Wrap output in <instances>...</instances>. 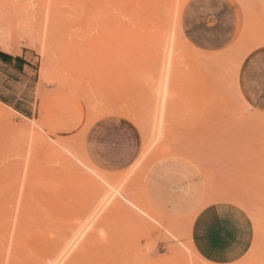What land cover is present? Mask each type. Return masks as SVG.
Wrapping results in <instances>:
<instances>
[{
    "label": "rangeland",
    "instance_id": "obj_1",
    "mask_svg": "<svg viewBox=\"0 0 264 264\" xmlns=\"http://www.w3.org/2000/svg\"><path fill=\"white\" fill-rule=\"evenodd\" d=\"M69 1L0 0V26L8 29L17 50L12 54L18 56L13 66L0 64V264H43V254L52 251L56 257L60 243L89 222L86 216L96 203L86 201L99 199L98 187L61 163L53 142L43 140L46 134L88 156L110 178L125 177L126 194L142 199L157 220L111 206L67 264H184L181 244L194 248L200 264H264V115L234 102V57L183 47L182 54L219 59L207 66L181 64L159 144L174 153L153 154L157 158L139 174L142 163L133 164L151 136L156 87L155 56L146 35L165 23L167 0L113 17L101 14L111 3L107 0H74L76 8ZM248 1L250 17L257 19L264 2ZM256 23L248 25L233 52L264 35ZM164 158L188 160L198 168L204 192L189 181L179 190L192 214L174 215L167 202L160 201L166 205L160 203V210L146 199V173ZM167 186L175 189L172 182ZM170 223L183 233L179 240L163 228ZM250 252L255 256L247 262ZM52 253L45 257L53 259Z\"/></svg>",
    "mask_w": 264,
    "mask_h": 264
},
{
    "label": "bare ground",
    "instance_id": "obj_2",
    "mask_svg": "<svg viewBox=\"0 0 264 264\" xmlns=\"http://www.w3.org/2000/svg\"><path fill=\"white\" fill-rule=\"evenodd\" d=\"M71 1H73V2H71ZM71 1H69V4H68L69 6H72L71 4L74 3V0H71ZM107 1L111 2V3L104 5V10H102L103 12H101V14L104 13V11L105 12L108 11V13L110 12V14L113 17L114 15L116 16V14L127 15L125 13H128L129 11H132L133 9H136V8L143 6V5L144 6H148L151 4L155 5L156 3H158L159 0H132V1H114V2H112L111 0H107ZM185 1L186 0H167V7H166L167 11L165 12L167 18H166L165 23L159 27H156L153 31L149 32L146 35V36H148L147 37L148 41L146 40V42H149V44H150L149 46L152 49V52H150V54H154L153 56H155V58H154V60H155L154 61V65H155L154 69L155 70L154 71L156 72V76H155L156 81H154V82L156 83V85H155L156 87H155V89H153L155 91L152 94V96H153L152 99L155 97L154 101H153V102H155V105L152 104V105H154V107H153L154 111H150L153 114L152 115L150 114L151 118L148 122L149 123L148 127L150 129L151 136H150L149 142L147 144L144 145V143L146 142L145 141V142H143V147H142V145H140V147H142V152L141 153L139 152L140 153L139 157L137 158L136 162L133 164V166L135 167L139 163H142L143 166H141V169L139 170L140 171L139 174L144 173L145 169H143V168L147 167L146 165H149L150 161H153L152 158H154V157L160 158L163 156H159V155H167L170 153H174L173 149L175 150V148L171 149V148L167 147V145L160 148L159 144L162 143V140H163L162 137L164 136L163 135L164 128H166L165 124H166L167 118H168L167 106L169 105L168 100L170 101L171 98L173 99L176 97V93H174L175 91L173 90V88H174L173 83H175V81H176V76H178V71L180 70L179 68H181L180 66H182L181 64H184V62H189L193 66H196V65L207 66L209 64H212L215 60L219 59L217 57H203V56L197 55L198 53H201V54H205V53H202V52L196 50L195 48H193L186 41V39L183 37V35L180 31V27H179V15H180L181 8H182ZM237 1L241 4V7H242L244 14H245L246 25H245L244 31H246V28L248 27V21H251V20H249L250 19V12H251V10H250L251 5H250L248 0H237ZM260 1L264 2V0H260ZM108 2H106V3H108ZM62 3H64V1H62ZM74 8H76L75 3H74ZM47 9L49 10V6ZM147 9H149V8H147ZM78 10L79 9L75 10V12H76L75 14L78 13ZM144 12H146V10ZM263 14H262V16H263ZM77 16H78V14H77ZM116 18H118V17H116ZM110 19H109V21H111ZM127 19H129V18H127ZM144 19L147 22L151 21L150 16H145ZM135 20H137V19H135ZM114 22L116 23L117 21H114ZM108 23L109 24L112 23V25L115 24V23L113 24L112 21L108 22ZM125 23H126V21H125ZM135 24L137 25V22H135ZM1 28H3L2 25L0 26V49L3 50L4 52H7V53L16 52L17 50L12 46V43L10 42V38L8 36L9 32L7 31L8 29L6 31H4V30L2 31ZM3 29H5V28H3ZM262 42H264V39H258L257 41H254L252 45L262 43ZM44 45L45 44L42 43V47L40 50L42 55L44 54V51H45ZM183 47H187L189 49H192V51L197 52V54H193V52L191 53V55H186L184 53L182 54L181 51H182ZM248 49H249V47L244 48V49L241 48L240 52L230 51L231 54H229V55H231V57H234V62H233V66H232V70H233L232 86H233V90H234L235 94L238 93L236 91V86H235L236 69L238 68L241 59L246 54ZM0 104H2V103L0 102ZM114 108H117V107H114ZM123 113H125V112H123ZM128 115H130V114H128ZM132 116H133V114H132ZM135 119H132V120H135ZM139 119H140L139 121L141 123V118H139ZM145 119H148V118H145ZM27 120L33 121L32 119H27ZM142 120H144V119H142ZM138 125L140 126V124H138ZM141 125H143V124H141ZM144 127L145 126H143V128ZM32 128H33V126H32ZM35 128H36V126H35ZM38 128L40 129V127H38ZM65 129L69 130L70 127L66 126ZM36 132H38V131H36ZM34 134H36V133L34 132ZM34 134H33V137H35ZM140 134H141V132H140ZM145 135H147V134H145ZM46 136L42 135V138L49 145H50V141H52L53 143L55 142L54 144H56V145L57 144L60 145V143H58L57 141H54V139L51 138L48 134H46ZM141 136H142V134H141ZM144 140H146V139L144 138ZM53 143L51 145H52V148L55 149V152L58 153L57 155L59 157H61L60 155L63 156V157H61V163H62V160H64V165L65 166L68 165V167L70 166L69 168L71 169V171L74 170V173L76 172L77 176H78V174L80 176H83V177H84V175L87 176L89 178L90 182L93 183L94 186H96V188L97 187L99 188V190L97 188V191L100 192V195H99V197H96L98 192L96 193V195H94L96 198H99V199H96V202H93L92 199H91V201H88V202L86 201L87 204L96 203V204H94L95 206L93 205L92 211H90L91 213H88L89 215L86 216L87 220L90 219L89 222L87 220H85L84 223L85 222H88V223L84 224L83 226H81L82 224H79V225L76 224L79 226L80 229L78 227H76L78 230L74 229L76 232L71 231V233L73 232L72 233L73 235L71 236V238L68 237L69 240H66V242L64 244L60 243V249L57 250L58 252L56 250L54 251V253L56 252V254H57L56 257H55V255L53 256V253H52L53 251L50 253L48 252L49 254L47 252L44 253L43 255H45V256L47 254L50 255L52 253V256L54 258L52 257L53 259H50L51 256H50V258H48L49 256H47V257L42 256V260L43 259L45 260L47 258V260H45L47 263L45 261L44 262L42 261L43 264H45V263L46 264H67V263H69L70 261L69 262H67V261L72 260L74 255L77 253V250L82 248L83 244H85L87 237H89L88 235L91 234L92 231H96L97 223L99 224V219L102 217L103 213H105L109 209V207H111V206H114V209L116 207H118V210H120V209L126 210V212L134 218H138V217L143 218V216H145V217H148V219L150 218V219L154 220L155 222L157 221L155 218V215L152 214L150 212V210H148V208L145 206L142 199H140L138 197L135 198L133 196H132L133 198H131V197H129V195L126 194V184L124 182L125 177L121 178L123 176H121V177L115 176V178H114V176H113L110 178V174H108L107 172L96 167V165L88 158V156H83V154L81 155L78 153L79 151L76 152V151L72 150L71 148H69L68 146L60 145V147H59L60 149L58 147L56 148L55 145H53ZM70 145H71V143H70ZM182 151H184V150H178L176 152L180 153ZM184 153H186V152H184ZM184 153H180V154H184ZM153 154H155V155L158 154V156L152 157ZM189 154L191 155V153H189ZM184 155L190 157V155H187V153ZM190 158L194 159L193 157H190ZM28 167H29V164H27V169H28ZM138 167H140V166H138ZM135 170H137V169H134V171ZM66 171H67V169H66ZM78 171H80L81 173ZM129 172L130 171H128V173ZM65 176H66V174H65ZM113 179H115V181L117 183L113 182ZM116 179L121 180V181L118 182ZM93 184H91V185H93ZM127 184H129V183L127 182ZM52 185H53V183H52ZM38 191L39 190L37 189L36 192L38 193ZM40 193L38 194V196L40 195ZM22 194H23V192H21V195ZM52 194H55V193L52 192ZM20 199H21V196H20ZM112 202H113V204L116 203L115 204L116 206L113 205ZM86 206L89 207L88 205H86ZM59 207L62 209L61 204H59L57 208H59ZM54 209H56V208H54ZM90 209H91V207L89 208V210ZM89 210H87V211L89 212ZM32 215H34V214H32ZM60 215H62V212ZM75 226H74V228H75ZM160 226H162V225H160ZM163 228L172 238H174L176 240H179L180 237L182 238L183 233L180 231V228L178 227L177 224L170 223L167 226L163 225ZM101 234H103V233H101ZM39 241H42V240H39ZM37 243H38V241H37ZM54 247L56 248L57 246H54ZM57 248H59V243H58ZM179 249H180L179 253H180V256L183 258L182 260H184V264L187 261V259H190L189 261H191V263H189V264H194L195 261L197 262L195 264L199 263L197 260L198 255L196 254V252H194V248H192L191 245L181 244V247ZM192 255H193V257H192ZM254 256H255V253L250 252L246 256V258H247L246 261L248 262V260L249 261L253 260ZM48 259L50 261H48ZM51 260L54 262H51ZM186 264H188V262H186Z\"/></svg>",
    "mask_w": 264,
    "mask_h": 264
},
{
    "label": "crops",
    "instance_id": "obj_3",
    "mask_svg": "<svg viewBox=\"0 0 264 264\" xmlns=\"http://www.w3.org/2000/svg\"><path fill=\"white\" fill-rule=\"evenodd\" d=\"M132 1V0H131ZM264 10L251 18L256 27L264 28ZM263 14V16H262ZM246 18L237 0H186L179 15V27L186 41L195 49L207 53H223L236 49L243 38ZM264 39V35L258 36ZM253 44V43H252ZM235 47V48H234ZM228 51V52H227ZM262 55V56H261ZM18 56L0 49V64L13 66ZM264 42L249 46L237 69V90L255 112L264 115ZM198 168L188 160L164 158L155 162L146 173L147 200L153 207L163 210L160 201L168 203L174 215L192 214L189 203L182 199L180 187L188 181L204 192V181ZM189 174L190 178H185ZM148 178V179H147ZM167 182L175 185L169 190ZM168 188V189H167ZM166 206L165 204H160Z\"/></svg>",
    "mask_w": 264,
    "mask_h": 264
},
{
    "label": "snow or ice",
    "instance_id": "obj_4",
    "mask_svg": "<svg viewBox=\"0 0 264 264\" xmlns=\"http://www.w3.org/2000/svg\"><path fill=\"white\" fill-rule=\"evenodd\" d=\"M262 75H264V69H262ZM234 102L241 106L242 108H247L248 111H251L250 106L247 105L246 101L243 99L242 93H236L235 94V100ZM201 264H208L207 261H202Z\"/></svg>",
    "mask_w": 264,
    "mask_h": 264
}]
</instances>
